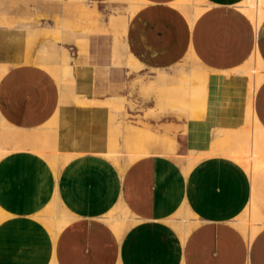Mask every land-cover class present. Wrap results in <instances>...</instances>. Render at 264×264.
I'll return each instance as SVG.
<instances>
[{"label": "crops", "instance_id": "obj_1", "mask_svg": "<svg viewBox=\"0 0 264 264\" xmlns=\"http://www.w3.org/2000/svg\"><path fill=\"white\" fill-rule=\"evenodd\" d=\"M63 1L60 22L100 24L95 6L108 23L111 15L127 18L123 44L114 40L113 58L119 61L124 51L129 71L169 74L192 57L205 80L172 90L162 78L158 97L204 107L181 120V163L164 156L174 155L176 145L162 137L158 123L178 119L162 113L153 128L131 126L123 113L121 169L108 160L118 163L122 157L111 150L72 158L56 148L55 163L29 151L1 157L0 264H264V165L251 180L238 163L218 157L226 150H210L217 130L238 132L253 121L264 130V79L254 85L251 74L237 72L248 69L254 55L264 64V7L255 28L249 0H135L132 15L126 2ZM25 58L26 65L7 70L0 80V115L11 127L34 130L60 115L64 86L55 73L68 66L70 81L73 67L63 47L53 62H40L47 72L27 65L28 54ZM187 93L195 99L188 100ZM115 98L125 105L119 96L106 100ZM259 146L264 153V143ZM191 152L204 157L189 169ZM249 206L261 220L254 237L238 221ZM117 208L126 218H117L122 223L115 231L106 218ZM58 221L66 222L59 231L53 229Z\"/></svg>", "mask_w": 264, "mask_h": 264}, {"label": "rangeland", "instance_id": "obj_2", "mask_svg": "<svg viewBox=\"0 0 264 264\" xmlns=\"http://www.w3.org/2000/svg\"><path fill=\"white\" fill-rule=\"evenodd\" d=\"M132 1L135 3V0ZM196 1L198 0H193V2ZM118 2H121V0H118ZM95 11L101 20L100 24H86L84 26L76 21L68 22V24L66 22L68 26H62L65 28L63 29L60 27L59 19L64 14L63 0H0V75L16 66L26 65L25 55L27 54L31 60L27 65L43 69L40 66V62L42 60L44 62H53L54 53L59 51L60 47H63L71 58L70 64L73 67L72 79L67 81V83L66 81L63 83L64 92L61 96L60 115L38 129L39 132H42L41 129L45 128L44 132L47 137L39 141L43 148L46 147L45 150L47 148H58L60 155L68 152L72 154V158L86 152L94 153L99 150L108 152L111 150L118 153L117 159L122 157L118 163L112 157L108 160L121 169L126 166L125 155H121L122 144L127 136V130L125 128L122 129L121 119L123 113L131 126L141 128L144 125L148 128H153L155 123L153 120H155L156 114L162 113L163 118L178 119V123L174 121H163L162 123L159 121L158 123L162 137L173 140L176 145L174 155L164 156L181 163L183 161V153L180 150V143L177 141V136L181 134V125L183 124L181 120L183 118H194L196 113L202 111L204 103L192 102V105L186 107L171 99L162 100L158 97L161 88L159 81L162 78L168 80L166 88L172 90L177 89V84L186 81L191 86L197 87L199 80H205L206 73L201 67L197 66L193 58L185 59L176 66L177 68H173L171 70L172 73L169 74L147 73L142 71V67L136 71H129L124 66V51L119 61L113 58L114 40L117 38L119 43L123 44L120 40L127 27L126 20L119 16H115L118 19L112 18L114 16L110 17L109 23H114L115 26L121 28V31L116 32L112 27L113 25L111 26L106 21L107 15L103 9L95 6ZM120 19L122 21L124 19V23ZM120 22L119 26L118 23ZM122 25L124 26L122 27ZM115 26L114 28H118ZM62 30L64 31L61 32ZM88 30L89 33L86 32ZM98 37L111 40L98 41L96 39ZM257 67V72L262 73L264 67L262 65H257ZM43 70L46 71L45 69ZM68 72L65 76L67 78L70 76L69 68ZM156 80L158 81L155 82ZM148 81L153 82L148 83L146 86L143 85L140 90V84ZM187 94L188 100L193 101L195 99V97L190 95L192 94L191 92ZM110 96L125 98L126 102L122 107L123 110H115L110 105L114 104L115 101V104L119 102V98H116L118 100L107 101L106 99ZM102 101L105 102L103 103ZM150 104H152V109H147ZM98 111L104 114L101 118L98 117ZM246 126L249 128V125ZM246 126L238 132L215 131L210 150L244 153L242 151H246L249 146L248 128ZM10 128L12 127L4 119L0 121V148H5L8 151L7 154L15 151H29L27 148L12 150L17 148L18 144L31 142L25 139L29 135L25 133H29L28 130L21 131V129L13 127L12 129L15 132L9 131L8 135L5 134ZM19 130L24 138L17 135L14 137L11 134L20 133ZM217 135L220 136L215 139ZM20 140H23V142H19ZM256 142L260 145V143H264V138L257 137ZM259 150L264 155L260 147ZM215 154H218V152ZM60 159H58V163L62 165L63 160ZM190 166L192 165H189V168H191ZM55 214L60 219L57 210ZM119 216L126 218L123 211L117 208L106 218V222L113 225L115 231L118 230L117 224L122 223H117ZM239 220L244 222L246 226L250 224L247 214L239 217ZM65 224V221H58L53 229L59 231ZM260 228L261 220L260 226L253 236L251 232V236L254 237Z\"/></svg>", "mask_w": 264, "mask_h": 264}, {"label": "bare ground", "instance_id": "obj_3", "mask_svg": "<svg viewBox=\"0 0 264 264\" xmlns=\"http://www.w3.org/2000/svg\"><path fill=\"white\" fill-rule=\"evenodd\" d=\"M118 1V0H117ZM126 2L128 5H129V7H130V15H132L133 14V12H134V10H135V7H134V3H133V1L131 2V0H121V2ZM76 2V1H75ZM249 8L250 9H248V10H250V11H248L247 13H250V12H252V15H251V18H252V21H253V23H254V25H255V28H257L258 26H259V24L261 23V21L263 20V16H262V13H261V10H262V8L264 7V0H249ZM128 7V8H129ZM111 16H114V17H112V18H116L115 16L116 15H111ZM122 18V17H121ZM116 19H118V18H116ZM125 19V18H124ZM123 19V21H122V23H124V21L127 19H125L124 20ZM3 23V22H2ZM113 23V22H112ZM67 24H68V22H67ZM66 24V21H64V20H62L61 22H60V27H62V26H68ZM77 24V23H76ZM109 24H111V23H109ZM108 24V25H109ZM120 24H121V22L120 23H118V25L120 26ZM113 25V26H112ZM127 25V24H126ZM64 26V27H65ZM111 26L113 27V29H114V23L113 24H111ZM124 25H122V27H123ZM115 27H118V26H115ZM63 28V27H62ZM100 28V27H99ZM120 27H118V29H119ZM63 29H65V28H63ZM87 29V28H86ZM120 30H121V28H120ZM125 30V29H124ZM89 31V30H88ZM94 31V30H93ZM255 53V52H254ZM259 56H256V55H254L253 57H252V60H251V62H250V66H249V68L248 69H240L239 68V70H237V72L238 73H240V74H244L245 72L246 73H249V74H251L252 75V77H253V83H254V85H256V84H258V83H260L261 81H262V79H263V74L262 73H259V72H257V65H262L263 67H264V64L262 63V61L258 58ZM189 58V57H188ZM190 59H192V57H190ZM129 65V64H128ZM137 67V66H136ZM141 67V66H140ZM261 67V66H260ZM68 66H66V67H60V72L59 73H55L56 75V77H57V79H58V82L62 85L68 78L67 77H65L66 75H67V73H69L68 72ZM52 69V68H51ZM57 69V68H56ZM70 69V68H69ZM53 70H54V68H53ZM52 70V71H53ZM2 71V70H1ZM55 71V70H54ZM58 71V70H57ZM49 72V71H48ZM4 73H5V71L0 75V78L4 75ZM248 74V75H249ZM66 79V80H65ZM249 82V81H248ZM66 83H67V81H66ZM252 83V82H251ZM182 90V89H181ZM116 99V98H115ZM116 100H118V99H116ZM108 101V100H107ZM96 102V101H95ZM103 102V101H102ZM105 102V101H104ZM103 102V103H104ZM112 102V101H111ZM116 102V101H115ZM115 102H114V104H110V105H112V107H114V109L116 110V109H122V107H123V99H119V102H117V104H115ZM108 105H109V103L108 102H106ZM105 103V104H106ZM123 110V109H122ZM3 120V117L0 115V121H2ZM3 125H4V123H3ZM249 128H248V126H246L247 128H248V135H249V146H248V148H247V150L246 151H242V152H244V153H237V152H234V153H230V152H227V153H224V154H219L218 155V157H224V158H229V159H231V161L233 160V163L234 162H236V163H238L240 166H242L244 169H245V171L248 173V175H249V177H250V179L252 180L253 179V176L255 175V173L257 172V170L262 166V165H264V155H262L261 154V152H260V150H259V147L260 146H258L259 144H257V142H256V139H257V137L258 138H264V130L260 127V125L256 122V121H253V122H250L249 124ZM6 126H7V124H6ZM1 127H2V125H1ZM13 128V127H12ZM12 128H10V130H8V131H6V133L5 134H7L9 131H11V132H15ZM4 129V128H3ZM45 129V128H44ZM44 129H41L42 130V132H39L38 131V129H34V130H28V132L29 133H27V132H25L26 134H29V135H27L26 136V140H28V141H31L30 143H27V144H18L17 145V148H14V149H12V150H19V149H24V148H27L28 150H29V152L31 151L32 153H37V154H39V155H42V156H45V157H48V158H50L54 163H55V160H56V157H57V149H48L47 148V150H45L46 149V147L45 148H43L42 146H41V144H40V142L39 141H41V140H43V139H46V137H47V134H45V132H44ZM21 131H22V129H21ZM20 130H19V132L21 133V135H20V133H11V134H13L14 135V137L17 135V136H21L22 138H24V136H23V134H22V132H21ZM24 131V130H23ZM49 131V130H48ZM56 131V130H55ZM25 133H24V135H25ZM8 135V134H7ZM6 135V136H7ZM13 137V136H12ZM19 138V137H18ZM13 139H15V138H13ZM6 142V141H5ZM19 142H23V140L21 141H19ZM8 143V142H7ZM12 146V145H11ZM16 147V146H15ZM12 148V147H11ZM52 148V147H51ZM26 149V150H27ZM8 153V151L7 150H5V148H0V158L1 157H3L4 155H6ZM207 155H210V156H214V154H212V153H208V154H206V156ZM209 156V157H210ZM203 157H204V155H195V153L194 152H191V153H189V155L187 156V159H188V165H195L197 162H199L200 160H202L203 159ZM212 158V157H211ZM192 166H190V167H192ZM190 169V168H189ZM244 213V212H243ZM246 214L248 215V218H249V226H250V228H251V232H252V236H253V234L255 233V231L257 230V228L260 226V219L259 218H257V216L255 215V213H254V211H253V209H252V207L251 206H249L248 207V209L246 210V212H245V216H246ZM243 214H242V216H244ZM0 216H2V215H0ZM5 216V215H4ZM50 218H52V217H50ZM47 219L46 220V223L50 226L51 225V219ZM53 219V218H52ZM240 221V220H239Z\"/></svg>", "mask_w": 264, "mask_h": 264}]
</instances>
